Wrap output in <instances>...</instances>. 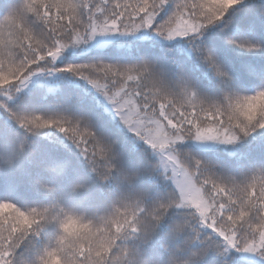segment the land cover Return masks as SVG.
Returning <instances> with one entry per match:
<instances>
[{
  "label": "snow or ice",
  "instance_id": "6c2138e0",
  "mask_svg": "<svg viewBox=\"0 0 264 264\" xmlns=\"http://www.w3.org/2000/svg\"><path fill=\"white\" fill-rule=\"evenodd\" d=\"M0 9V264H264V0Z\"/></svg>",
  "mask_w": 264,
  "mask_h": 264
},
{
  "label": "clouds",
  "instance_id": "9594fccd",
  "mask_svg": "<svg viewBox=\"0 0 264 264\" xmlns=\"http://www.w3.org/2000/svg\"><path fill=\"white\" fill-rule=\"evenodd\" d=\"M162 248L168 253L163 264H197L198 255L195 249H191L187 255H183L182 253L185 250L183 246L168 247L167 245H162ZM117 264H120L119 260H117ZM125 264H161V262H149L142 254H137L134 248H129Z\"/></svg>",
  "mask_w": 264,
  "mask_h": 264
},
{
  "label": "trees",
  "instance_id": "16d2710c",
  "mask_svg": "<svg viewBox=\"0 0 264 264\" xmlns=\"http://www.w3.org/2000/svg\"><path fill=\"white\" fill-rule=\"evenodd\" d=\"M3 15H4V11H3V9H0V17H2ZM37 86L42 87V88L45 89V91L47 92V96L45 97V102H46V104H47V103H50V101L48 100V97L54 95L53 92H49V91H48V88L50 87V85L42 84V85H37ZM0 119H3V116H2V115H0ZM52 135H53V133L50 132V133H49V137H51ZM55 135L59 136L58 133H56ZM78 211H84V209L81 207V208L78 209ZM49 231H50V235H49V237H45V236H44V240H45V243H46V244H47L49 241L54 240V232H53V230L49 229ZM47 232H48V231H47ZM237 256H238V254H237ZM238 258H239L240 264H258V263L248 262L247 260H244V259H242V258H240V257H238Z\"/></svg>",
  "mask_w": 264,
  "mask_h": 264
},
{
  "label": "rangeland",
  "instance_id": "374dc122",
  "mask_svg": "<svg viewBox=\"0 0 264 264\" xmlns=\"http://www.w3.org/2000/svg\"><path fill=\"white\" fill-rule=\"evenodd\" d=\"M241 257L260 263V257L256 254L240 253Z\"/></svg>",
  "mask_w": 264,
  "mask_h": 264
}]
</instances>
